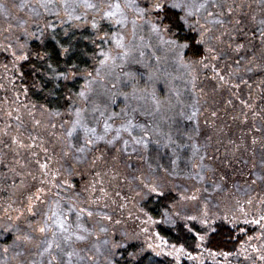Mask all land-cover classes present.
Listing matches in <instances>:
<instances>
[{
	"label": "snow or ice",
	"instance_id": "snow-or-ice-1",
	"mask_svg": "<svg viewBox=\"0 0 264 264\" xmlns=\"http://www.w3.org/2000/svg\"><path fill=\"white\" fill-rule=\"evenodd\" d=\"M0 20V264H264V0Z\"/></svg>",
	"mask_w": 264,
	"mask_h": 264
},
{
	"label": "rangeland",
	"instance_id": "rangeland-1",
	"mask_svg": "<svg viewBox=\"0 0 264 264\" xmlns=\"http://www.w3.org/2000/svg\"><path fill=\"white\" fill-rule=\"evenodd\" d=\"M3 23V21L2 20H0V24H2Z\"/></svg>",
	"mask_w": 264,
	"mask_h": 264
},
{
	"label": "trees",
	"instance_id": "trees-1",
	"mask_svg": "<svg viewBox=\"0 0 264 264\" xmlns=\"http://www.w3.org/2000/svg\"><path fill=\"white\" fill-rule=\"evenodd\" d=\"M239 179V177H237Z\"/></svg>",
	"mask_w": 264,
	"mask_h": 264
}]
</instances>
